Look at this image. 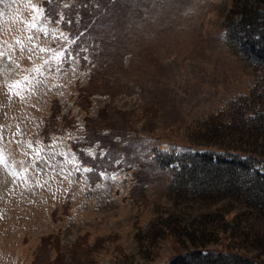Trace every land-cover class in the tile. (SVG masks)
Segmentation results:
<instances>
[{
    "label": "rangeland",
    "instance_id": "374dc122",
    "mask_svg": "<svg viewBox=\"0 0 264 264\" xmlns=\"http://www.w3.org/2000/svg\"><path fill=\"white\" fill-rule=\"evenodd\" d=\"M241 1L243 11L264 12V0ZM33 7L52 20L72 16L79 33L46 19L36 23L48 37L26 29ZM240 10L236 0H0V264H167L175 246H220L223 229L236 231L257 215L232 199L204 209L172 183L179 163L155 160L156 147L240 145L242 120L227 127L221 112L238 116L230 100L253 92L256 80L264 84V69L227 35ZM52 28L75 39L78 62L59 76L45 71L24 100L9 95V85L33 77L49 56L39 47L67 44L51 38ZM250 136L264 148V133L253 128ZM110 138L111 146L101 145ZM29 144L54 155L37 164L40 175L30 168L16 179L12 173L32 163ZM61 153H75L93 172L62 178L59 168L71 165L59 163ZM202 223L204 234L196 233ZM249 239V253L264 260V236Z\"/></svg>",
    "mask_w": 264,
    "mask_h": 264
},
{
    "label": "trees",
    "instance_id": "16d2710c",
    "mask_svg": "<svg viewBox=\"0 0 264 264\" xmlns=\"http://www.w3.org/2000/svg\"><path fill=\"white\" fill-rule=\"evenodd\" d=\"M44 3L49 5L48 1ZM247 3L236 0V4L240 5L241 15L239 19L230 21L232 23L229 25L230 32L227 31V35L228 38L234 37L235 40L238 39L240 43L245 44L243 49L247 59L256 62L264 69V12L254 6L243 11V6ZM80 14L82 16V12ZM66 18L72 21L73 17L68 15ZM63 24L73 36L79 33L74 22L69 24L64 21ZM240 30L245 31L244 38L241 37ZM85 34L79 35L83 41L86 38ZM257 82L256 80L254 83L253 92L237 95L228 103V107L238 111V116L232 114L230 116L232 118L228 119L225 110L221 112L222 118L219 121L227 127H231L234 119L236 122L242 120L241 128L237 130L241 142L236 148L231 145L223 147L217 143H202L196 147H187L186 152L155 148V160L161 161L163 155H166L167 160H163V164L168 165L174 161L179 163V168L176 167L178 170H175L171 180L172 183H175L176 188H182L185 193L195 197L196 202L202 204L204 209L216 204L219 199H222L221 202L232 199L239 205L253 207L257 211V215L253 216L243 228L239 227L234 231L228 226L223 229L219 233L220 246L209 245L203 249L198 247L202 244H198L195 248L185 251L175 246L176 252L167 264H264L262 258L253 256L248 249L251 234L254 235V240L264 236V164L262 167L256 165L264 160V148L255 145L256 142L252 141L250 136L253 128L264 133V84ZM247 111H250V114ZM92 131L95 133L97 130ZM85 136L92 140H103L102 135L95 136L89 130L86 131ZM113 142L114 140L110 138L101 145L111 146ZM185 153L188 157L182 160L181 156ZM135 177L137 181L140 180V173L136 171ZM202 227L208 226L205 223L199 224L195 227L196 233L204 234ZM236 232H241L242 235ZM196 233L194 232L193 236L196 237L198 235ZM233 238H235L234 242L231 241ZM214 243H217V240Z\"/></svg>",
    "mask_w": 264,
    "mask_h": 264
},
{
    "label": "snow or ice",
    "instance_id": "6c2138e0",
    "mask_svg": "<svg viewBox=\"0 0 264 264\" xmlns=\"http://www.w3.org/2000/svg\"><path fill=\"white\" fill-rule=\"evenodd\" d=\"M45 7H46V5H45ZM32 11L36 15L34 16V19L32 22L25 24V27H26V29H29V30H36V31L41 32L44 35V37L49 36V29L46 26H38L36 21L46 19L47 21L54 23V24H57V25L62 24L64 22L63 16L57 17L55 20H52L51 16H46L45 11H44V7H40V8L33 7ZM68 23L71 24L72 21L69 20ZM51 38L54 41L60 40L62 43L64 41H67V44H65L64 47L60 48L59 50L39 47L40 53H49V56L44 60L42 65L35 67L33 69V74H34L33 77H25L24 80L16 81L13 84L9 85L8 86L9 95H14V96H17L19 99L24 100L25 99L24 93L32 91V87H33L34 82L37 84L41 82L38 79V77L44 76L45 71L50 72V73H55L57 76H59L62 73V71H64V65L65 64H71V62H73V61L78 62V57L70 51L71 46L73 44H75V42H76L74 38H72L70 35L66 34L63 29L58 30L57 28L51 29ZM28 39L32 40V36L29 35ZM15 43L17 45H20L21 50H23L22 41L16 40ZM37 47L38 46L35 43H33L31 45V47L28 48V52L31 54L33 52V49H35ZM52 53H54V54H52ZM2 56H4V52L0 51V57H2ZM85 59H86V57H85ZM28 148L31 149L32 152L34 153V156L30 157V159L32 160V163H31V165L23 168L20 172H13L12 174L15 176L16 179H26V176H27L30 168L35 169L36 175H40L42 169L37 167V164H39L41 161H43L45 164H48L49 162H48L47 156L48 155H54V154L46 153L44 149L37 148L32 144H29ZM60 155L62 157V160L59 162V163H61V165H64V164L71 165V171H66L63 166H61L59 168L58 174H60L62 178H65V179L68 178L69 176L72 175L73 172H75L79 175H83L85 173L93 172V168L83 166L84 162L76 159L75 153H73L72 156H69L68 153H61ZM86 155H91V154L86 153ZM102 157H103V153H101V158ZM91 158L94 160L97 157L92 155ZM0 162H3L2 154H0ZM5 166H7L6 163H5ZM49 167H51L50 164H49ZM43 171L46 172L47 169H43ZM52 171L54 173H56L57 169L52 168ZM99 175L101 178L103 177L102 172ZM112 179H116V177L113 176ZM38 186H42V185L38 184Z\"/></svg>",
    "mask_w": 264,
    "mask_h": 264
}]
</instances>
